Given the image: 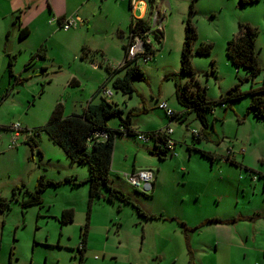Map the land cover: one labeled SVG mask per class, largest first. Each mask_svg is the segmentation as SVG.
I'll list each match as a JSON object with an SVG mask.
<instances>
[{"label": "rangeland", "instance_id": "1", "mask_svg": "<svg viewBox=\"0 0 264 264\" xmlns=\"http://www.w3.org/2000/svg\"><path fill=\"white\" fill-rule=\"evenodd\" d=\"M177 4L169 16V23L164 25L167 41L158 45L152 41L155 53L151 62L139 66L144 80L134 81L135 91L130 96L115 91L109 82L105 88L111 91L112 97H104L122 110L123 119L129 117L132 126L154 128L165 122L170 129L178 127L177 130H182L181 135L185 141L183 146L176 145L177 152L181 150V154L179 159L176 155L168 156L159 164L158 158L152 154L150 144H142L135 136L116 135L115 158L114 162L112 161L109 184L128 196L142 212L147 213V210L153 209L156 213L157 208L162 206L160 199L146 200L147 195L124 181V173L128 174L132 169L155 171L156 167L160 166V182L157 187L159 194L182 196L185 201V198L189 199L194 192V199L203 202V214H223L229 210L233 200L227 195L236 191L237 182L243 183L238 186L240 204L246 206V209L254 206L264 210V180H256L255 188L248 185L247 191V177L253 184L248 171L240 167V172L224 160L228 155L240 161L243 157L241 149H244L246 152L250 151V155H247L253 166V170H250L264 172L263 123L255 124L258 122L251 120L252 122L248 121L237 127L236 120L232 118L221 124L218 121L214 124V130H207L211 140L200 138L201 142L198 144L194 141L192 130L200 132L201 125L193 113L187 117L186 127L184 123L178 125L169 121L164 111L158 108V103L165 102L168 108L180 110L175 100L171 75L179 73L180 47L186 19H190L196 33L192 48L195 49L200 43L211 45L210 54H194L191 57L195 79L205 88L208 100H217L234 84H239L240 89L245 91L264 85V0L243 5H240L239 0H179ZM190 4L193 8L191 12ZM111 8L113 11L102 5L101 10L91 18L89 31L83 32L82 40L85 45L81 48L85 49V52L79 51L78 55L82 54L84 59L78 57L75 61L73 55L61 53V43L67 41L68 36L63 34L64 31L56 29L54 33L57 34L49 41L48 50L53 58L49 56L46 66L43 67L45 70L38 64H32L24 72V77L19 78L17 74L23 69L22 64L14 65L12 71L15 74L12 73V76L9 75L5 63L0 65V126L11 127L19 123L22 128L16 144L10 148L8 145L12 132L0 129V199H9L11 189L15 186L33 190L40 175L61 183L48 186L42 192L41 203L38 205L23 208L19 202L12 201L7 212H0V226L3 231L0 239V264L79 263L80 252L77 249L88 212V184L82 181L88 175V168L71 163L44 131L33 134L29 143L27 140L31 132H35L47 122L56 103L65 105V115H69L71 110H78L77 106L81 103H73L72 99H76V96L81 100L78 95H84L92 88L91 81L95 77V74L86 68L78 77L83 81L82 91L77 92V87L67 86V77L79 71V59L84 64H89V59L100 61L102 56L96 48L111 55L112 63L115 62L119 51L122 57L121 43L125 40H118L110 34L115 33L110 23L115 20L114 16H117L116 8ZM166 10L168 11V7ZM240 24L255 31V53L260 72L254 78H251L246 70L236 69L226 56V43L238 32ZM70 29L74 30L76 26ZM159 33L156 29L153 31L157 36ZM211 62L214 63L213 71ZM107 65L104 60L100 63L106 73ZM117 65L118 63H114L113 67ZM178 78L181 85L188 80L186 75L179 74ZM250 97L249 94L244 95L235 102V106L246 108ZM95 99L100 101L101 97L96 95ZM215 109L213 116H221V113L225 112L218 106ZM207 115L210 117L212 114ZM107 124L110 128L117 129L119 120L111 118ZM170 136L175 138L173 134ZM31 142L35 143V147L30 145ZM195 144L213 152L215 160L210 162L199 153L188 156L191 151H188L187 147L192 148ZM65 178L81 183L64 182ZM241 186H244L243 193ZM251 190L255 192L251 194ZM101 192L103 196L106 195L105 189ZM18 196L19 200L28 198L26 194ZM68 208L73 210V220L61 225V213ZM155 227L156 223L147 222L130 204L117 200L110 203L102 197L96 198L89 207L90 237L81 264H154L147 257L146 240L153 229L157 232Z\"/></svg>", "mask_w": 264, "mask_h": 264}, {"label": "crops", "instance_id": "2", "mask_svg": "<svg viewBox=\"0 0 264 264\" xmlns=\"http://www.w3.org/2000/svg\"><path fill=\"white\" fill-rule=\"evenodd\" d=\"M177 1L179 0H154L150 7L145 0H136V2H132L131 0H0V65L5 63L7 66L9 58H11L12 61L11 71L12 69L14 70L15 64H22L23 69L18 71L17 74L20 76L19 78L24 77V72H26L32 64H38L41 68L45 67V63L49 60V56L53 58V55L49 54L48 50L49 41L57 34L54 32L56 29L64 31L61 28L63 21L74 16H77L81 22L77 24L76 29H68L64 31L65 33L63 34L67 35L68 39L67 41L61 43L63 45L60 46L59 49L62 54L73 55V59L75 61L78 60V57L84 59L82 54L80 56L78 55L79 51L83 53L85 52V49L81 48L85 45L82 40V35L84 34L83 32L89 31L91 18L94 17L96 12L101 10L102 5L106 6L111 11H113L111 6L116 8L115 10L117 16H114L115 20L110 23V27L114 28L115 33L110 34L111 36L117 37L118 40H125L121 43V49L126 43L127 27L132 19H143L152 27L151 15L156 11H162L168 7V11L163 18L162 31L158 35L159 44H165L167 41V34L164 33L163 30L164 25L169 23V16H171V12H173L174 7L178 5ZM96 49L102 56L100 61L89 59L90 63L84 64L81 62V59H79V71L71 73L67 77V86L77 87L78 92L82 91L81 87L83 85L82 78H78L81 75L80 73L84 72L87 68L90 72L95 74V77L91 81L93 83L92 88H90L84 95L77 94L81 97V100H79L76 96V99H72L73 103L77 101L81 104L77 106L78 110H71L72 112H70L69 115L81 113L89 103H97L98 101L95 99L96 95L102 97L100 92H98V89L103 84V88L106 89L105 85L109 83H106L107 73L100 66V63L103 60L106 64H108L106 67H109L110 69H117L123 63L124 51L122 53V57L120 51L118 55L115 56L114 63H118V65L113 67L114 63L111 62V55H107L100 50V48ZM38 50H40V56L36 57L35 54ZM117 50H119L118 47ZM87 55L88 54L86 53L85 57H87ZM109 62L112 63V65ZM42 70L45 69L43 68ZM12 73L13 75L15 74L14 71H12ZM122 74L123 72H120L117 75L121 76ZM247 105L248 104H246V107ZM62 107L64 111L65 105H62ZM221 110L225 111L221 113V116H213L216 109L211 112L212 117L207 116L208 129L214 130V124L216 122L220 121V124L222 122L225 123L231 118L236 120L237 127L244 125L248 121L252 122L251 120L258 122L255 124H264V122L256 120L250 114L245 115L246 108L235 106V102L227 108H221ZM173 111L175 113H180L184 112V109L180 107V110ZM226 111H228L229 115ZM69 115L63 114V116ZM188 116L189 113L186 114L184 112L179 122L174 120H172V122L174 121L176 122L175 124L178 125L184 123L186 124V127H188ZM163 125L166 127L167 124L162 122L161 126L154 128H137L136 126H132L131 123V128L135 131L140 129V131H138L140 133H147L156 131L158 130V127H162ZM177 129L178 127L172 129L171 134H173L176 139H171L174 142L173 152L175 153L177 159H179L181 150L177 152L176 145L178 144V146H183L185 141H183V137L181 135L183 134L182 130L179 131ZM209 134V131H207V136L204 138L205 140H211V136ZM31 138L29 137L27 142H29ZM200 142L201 140L197 143L199 144ZM148 144L152 147L154 145L153 142L145 143V145ZM198 144L191 146L192 148L187 147V144L185 145L187 150L191 151L188 153V156H191L192 153H198L193 149L204 150L213 154V152L206 150ZM146 148H148V146H146ZM113 150L111 166L112 161L114 162L115 158V149L113 148ZM245 152L246 151L243 152V157L240 161L234 157H230L239 166L228 163L225 158L224 160L231 167L238 168L240 172H242L240 167H242L243 170L245 168L253 170V166H251L250 160L247 156L250 155V151L246 152V154ZM175 155L169 157H174ZM167 157L163 160L158 159L159 164L165 161ZM214 160L215 158L209 161L213 162ZM134 171L136 170L132 169L129 173ZM151 171L154 174L153 187L149 192L150 195L145 194L147 195L145 199H160L159 202L162 206L157 208L158 212L156 213L152 211L153 209L146 211L148 214L159 217L155 219H145L147 222L149 221L157 224V227H155L157 228V232H154L153 229L152 232L148 234L146 240L148 244L147 257H149L150 262L154 264H264V236L262 237V234H264V210L254 206H249L248 209H246V206L240 204L238 199V186L241 182H237V184H235L236 191L233 194L227 195L231 196L233 200V204L229 210H226L223 214L218 212H215V214H203L204 212L201 211L203 210V202L196 201V199H194V192L189 199L185 198V201L182 196L170 197L160 195L157 187L160 182L159 174L161 172V168L158 166L155 171ZM256 171V174H264V172L260 170ZM247 178L245 187L248 191V185H252V187L255 188L256 181L251 184L249 177ZM260 179L263 180L261 177L257 180ZM242 184L243 183H241V185ZM242 187L244 186H241V193L244 192ZM262 187L264 188V186ZM253 192L251 190L250 193L253 194ZM224 197L225 196H222V198ZM233 218H237L238 220L226 224L205 223L208 219L230 220ZM180 222L188 228L199 227L185 233L179 224ZM89 232L90 229L87 228L84 252L89 244ZM155 233L157 238H155ZM1 236H3L2 226H0V239ZM143 240L144 238H142V241Z\"/></svg>", "mask_w": 264, "mask_h": 264}, {"label": "trees", "instance_id": "3", "mask_svg": "<svg viewBox=\"0 0 264 264\" xmlns=\"http://www.w3.org/2000/svg\"><path fill=\"white\" fill-rule=\"evenodd\" d=\"M148 6L151 7L154 0H146ZM194 0H192L193 2ZM257 0H239L240 5L251 3ZM193 11L192 4H190V12ZM149 30L148 22L143 19H137L133 22L131 21L127 27L126 33V43L123 45L124 58L126 56V50L128 47V33H141L147 32ZM255 31L244 25L238 26V32L226 43V56L230 63L236 69H244L249 72L251 78H254L259 74L260 69L257 63V57L255 53ZM196 38V33L194 27L191 24L190 19H186L184 24V34L182 45L180 49L179 58V73L172 74L171 79L174 82V96L179 107L184 109L186 114L193 113L196 119L201 125L200 132L198 136L195 137L194 141L198 142L200 138H206L207 136V113L215 109V107H220L222 109L227 108L232 103L241 99L244 95L249 94L250 102L248 103L245 111V115L250 114L256 120L264 122V85L258 88H251L250 90H241L239 84H234L228 90L225 91L217 100H208L205 96V88L200 86L195 79V72L193 71L191 65L192 55H208L211 52L210 43H200L195 49L192 48V42ZM40 50H38L35 56L39 55ZM155 51L151 52L154 56ZM32 58V57H31ZM212 71L214 69V63L211 62ZM12 61L9 58L7 63L8 73L12 76L11 71ZM140 64L136 61H125L123 65L119 66L117 69H110L106 67L107 77L106 83L110 82L111 87L123 95L130 96L134 91V81L144 80V74L139 68ZM123 72L121 76L117 75ZM186 75L188 80L181 85L179 83L178 76ZM169 78V77H166ZM104 87V84L98 89L100 92ZM100 90V91H99ZM184 112L175 113L169 118L170 121L181 120ZM130 113V111H129ZM111 118H117L119 120V126L117 129L110 128L107 121ZM0 129H5L10 131V127L0 126ZM26 131V130H24ZM39 131H44L48 138L56 144L64 152L66 158L71 162L79 165H85L88 168V175L82 181L88 184V212L91 202L94 199L104 198L108 202L117 200L123 204H130L136 211V213L143 217L144 219H155L159 218L155 215L145 214L142 212L138 206L132 203L128 196H125L119 189L111 186L109 184V174L111 166V158L114 148V139L116 135H131L137 136L140 132L135 131L131 128V123L129 117L122 118V110L115 107L111 102L107 101L105 98L101 97L100 101L97 103H89L81 113L71 114L69 116H63V107L61 103H56L51 111L50 117L47 122L35 130L36 133ZM95 132H105L106 139L96 137ZM149 135L153 141L155 132L144 133ZM161 143L166 140L165 137L156 138ZM154 142V141H153ZM29 143V142H28ZM31 146L35 147V143L31 142ZM200 154V156L212 160L214 159V154L193 149ZM152 154L158 159L163 160L165 157L170 156L167 149H161L160 147L153 145ZM228 163L232 165L239 166L234 162L228 155L224 157ZM245 168V167H244ZM246 171L253 172L250 169L245 168ZM255 173V172H253ZM256 174V173H255ZM262 178L264 174H258ZM64 182H69L71 184H78L81 181L76 182V180L65 178ZM61 184L50 179H46L44 175H40L37 178L35 187L33 190L29 191L23 186H15L11 189V197L9 199H0V212L4 213L10 209V204L12 201H17L20 205L25 208L31 205H38L41 203L42 192L50 185L56 186ZM105 189L106 195L103 196L101 190ZM18 194H26L27 199L19 200ZM88 212L86 222L81 229V249H77L80 252L79 263L81 264L83 259V252L85 246V239L87 235L88 228ZM73 220V210L71 208L65 209L61 213L59 223L61 225L68 224ZM237 218L230 220H220V219H208L205 223H220L226 224L235 222ZM186 233L197 229V227L188 228L183 223H179ZM203 224V223H202Z\"/></svg>", "mask_w": 264, "mask_h": 264}, {"label": "built area", "instance_id": "4", "mask_svg": "<svg viewBox=\"0 0 264 264\" xmlns=\"http://www.w3.org/2000/svg\"><path fill=\"white\" fill-rule=\"evenodd\" d=\"M132 2H136V0H131ZM146 1V0H145ZM167 10L164 9L162 11H156L154 14L151 15L152 17V27L149 25V30L147 32H141V33H128V47L126 50V56L123 60L122 65L124 64L125 61H136L138 64H148L151 62L153 55H151L152 51H155V49L152 47V35L153 31L156 29L157 32L162 31V24H163V18L166 15ZM137 19H132V22ZM81 22V20L77 17H69L66 20L63 21V24L61 28L66 31L70 28H73L77 26V24ZM100 95L102 97H110L112 95L111 91L107 89H102L100 91ZM158 108L160 110H163L165 113V116L169 119L173 116V111L168 108L167 104L165 102H160L158 103ZM170 121V120H169ZM10 131L12 132V137L10 140V143L8 147H12L16 144L19 134L22 131V128L19 123L13 124L10 127ZM154 134V142L151 140L149 135H146L144 133H139L136 136V139L142 143H148V142H153L154 145L160 147L161 149H167L168 152L170 153V156L175 155L173 152V146L174 142L171 139V133L172 129L168 128V126L164 127L163 129H159L156 131ZM36 135L38 133L36 132H31L29 137L31 138L32 135ZM94 135L96 137H100L102 139H106V133L105 132H95ZM192 135L195 137L198 136V131L193 130ZM158 137H165L166 140L164 143H161L159 140L156 138ZM241 152H244V149H241ZM249 176L251 177V181L255 182L258 178L259 175L255 174L253 172L248 171ZM124 179L130 185L132 188L140 191L141 193H149L152 190L153 187V179H154V174L151 170L149 169H144V170H138L134 171L128 174H124ZM262 179L264 180V175L262 176ZM82 245L79 243L78 249H81Z\"/></svg>", "mask_w": 264, "mask_h": 264}, {"label": "water", "instance_id": "5", "mask_svg": "<svg viewBox=\"0 0 264 264\" xmlns=\"http://www.w3.org/2000/svg\"><path fill=\"white\" fill-rule=\"evenodd\" d=\"M153 41L158 45L159 44V38L157 35L153 34L152 35Z\"/></svg>", "mask_w": 264, "mask_h": 264}]
</instances>
